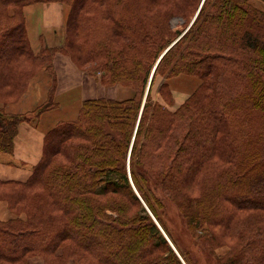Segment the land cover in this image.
Returning a JSON list of instances; mask_svg holds the SVG:
<instances>
[{"label":"trees","instance_id":"trees-1","mask_svg":"<svg viewBox=\"0 0 264 264\" xmlns=\"http://www.w3.org/2000/svg\"><path fill=\"white\" fill-rule=\"evenodd\" d=\"M52 1H71L64 42L70 44L71 22L82 39L76 59L110 62L102 83H144L165 51L156 72L197 76L203 86L173 112L147 97L138 120L137 94L86 99L75 120L48 130L30 177L0 185H30L37 177L50 208L39 199L29 218L0 221V262L31 264L40 256L42 264H200L188 254L195 248L190 231L205 223L216 237L221 228L235 237L216 264H264V41L253 31L264 12L247 0H203L169 47L157 9L182 12L199 0H0L4 82L14 81L27 59L54 75L52 58L63 47L32 52L23 15L25 5ZM90 4L102 7L107 22L86 15ZM47 105L31 112L36 117ZM32 113L0 107V151L13 150L18 124ZM57 153L65 160L48 159ZM167 197L176 211L166 221Z\"/></svg>","mask_w":264,"mask_h":264},{"label":"rangeland","instance_id":"rangeland-1","mask_svg":"<svg viewBox=\"0 0 264 264\" xmlns=\"http://www.w3.org/2000/svg\"><path fill=\"white\" fill-rule=\"evenodd\" d=\"M54 2L65 3V2H61V1H54ZM70 3H71V1L65 3L69 10H70ZM202 3H203V0H199V2L197 4L191 5V7H189L186 11L175 12V13L169 12V11L164 10V9H163V11H161V8L157 9L158 12L160 11L159 12L160 14H161V12H163V16L165 18V26L163 28V35L162 36L163 37L165 36V38L167 37V38L171 39V42L167 46L170 47L173 44L175 45L176 40L190 27V25L193 23L196 15H197ZM247 3L252 8H256V9L264 12V1L263 0H247ZM88 8L90 9V12H86V15H90L91 17H93V20L95 21V23H100V22L104 21L105 17L100 12V9L102 7L98 8L96 4H90V7L88 6ZM75 9H76L75 7L72 8L71 14H73L75 12ZM85 10L82 9L79 11V13L85 14ZM153 10H155V9H153ZM14 11L15 10L9 6L6 10V12L8 14H12ZM165 12L167 14H165ZM143 13H145V12H143ZM68 15H69V11L67 13V16ZM72 17H73V15H72ZM66 21H67V19H66ZM106 22H107V20H106ZM66 24H67V22L65 23V29H66ZM68 25H70V31L68 33L71 36L70 37V44L68 43V45L66 46V43L64 42L65 45L63 43L60 46V47H63L61 49L63 52H60V53L66 55L68 58H70L72 63L75 65L74 66L75 72H76V69L77 70L79 69V70L77 71V74H76L74 71L68 72L67 66H64V67L61 66L62 78L66 82H67V80L70 81L71 79H73V81H71V82H74V80H75L74 77L79 78V74L83 73V75H85V76H87V75L95 76V78L98 80V82L103 86H116V85H122V86L127 85L128 86V85H132V87H134L136 89V91H134L133 88L131 86H129L133 90V94L131 95V97H133L134 95L137 94L136 99L141 101V106L139 109V114H138L137 120L139 119V115L142 111L143 104L147 101V97L150 99V102L152 103V105H154L156 103L157 105L164 107L167 111L173 112V111L177 110L183 104V102L186 101V99L189 96H192V94L196 91V89L199 87L200 84H201V86H203L202 85L203 79L202 78L200 79L199 77L194 76V77H197V79L199 81V85L193 91L192 90L188 91L185 95H183L182 97L179 98L176 96V91H177V87H175L176 85L174 84L173 85L174 88H172L171 83H173V81H175L173 79H175L177 76L188 75V74H177L176 76H167V72L163 73L162 71H157V72L155 70L153 71V67L156 63L152 65V68L149 72L147 81H145L144 83H143V81H140L137 83H135V82H130L129 84L126 83V85L122 84V83H115L112 85L104 84V83H102L103 77L108 78L109 75L111 74V72L109 71L111 69L110 62L105 64V62H104L105 60L103 58L94 59L93 61L90 60L88 62H86V60H89V59H85L82 61L76 59V57L78 56V52H77L78 43H80L82 41V39L78 35H77V37L75 36L76 35L75 26L73 27V24L71 22H70V24L68 22ZM178 31L181 32L179 35H177ZM253 31L255 33H258L263 38V41H264V23L259 25L258 28H256V26H255V30H253ZM65 34H66V31H65ZM32 52H34V51L32 50ZM162 52L163 51H161V53ZM71 57H73L74 59H72ZM22 64L24 65V67L20 66V68L18 70L19 76L16 77L14 79V81L10 80V83L4 82L1 79L3 74H2V72H0V107H2L6 111L11 105H13L15 103H22V104L23 103L24 104H29V103L34 104L35 103L36 104V106H34L30 110L14 113V114H20V113L22 114V113H32L31 112L32 110H36L38 107L47 103L48 104L47 107L41 113H39V115H41L43 112H45L47 110L57 109L59 107V103L56 102V104L53 106L49 105V103H51V102H49V100L55 101L54 98L56 95L57 75L54 74L52 76L51 74L46 73L44 78H43L42 73L37 75L39 72L42 71L41 70L42 68L39 70V68L37 69V67H35L34 64L32 65L31 59L24 60ZM68 73H69V75H68ZM91 73H93L94 75ZM27 75L28 76L31 75V76L28 77ZM68 77H71V79H68ZM33 78L35 79V83L31 82V80H33ZM48 78L50 79V83L47 86V83L49 82ZM25 82H26V84H25ZM105 82H107V81H105ZM201 86L199 89H201ZM93 89H95V88H93ZM94 92H96V89L94 90ZM98 92H100V91H98ZM174 92H175V94H174ZM34 96H35V98H34ZM96 98H109L112 100L128 99V98H120V99L119 98H110V97H103V96H99ZM86 99H88V98H86ZM86 99H84V100H86ZM89 99H91V98H89ZM84 100H82V103ZM175 100H176V102H175ZM82 103H81V105H82ZM80 109H81V107L79 108L78 112H76L77 114L72 119L64 118L66 120H58L55 124L62 122V121L75 120L79 115ZM7 113H11V112H7ZM67 113H68V111H67ZM34 115H35L34 113L31 114L32 119L35 118ZM69 115H71V114H69ZM38 116H36V118ZM136 127H137V122L135 124L133 133L135 132ZM51 128H49V130ZM143 137H144V135L142 133V135L140 137V143H141ZM133 139H134V134L132 135V137L130 139L129 148H128V152H127V158L130 155V149H131V146L133 143ZM49 147H50V144H49V146L46 147V150H48V153H50ZM48 159H50V161H54V160L56 161V160H60V159L65 160V157L62 154L57 153L54 157L51 156V158L48 155ZM127 163H128V161H127ZM148 165L151 169L154 168L153 164L148 163ZM40 181L41 180H39V178L36 177L33 179V182L30 185H10V184L0 185V202L5 204L8 211L12 215H14V217H18V219H23V220L29 218V215L33 211V207L36 204V201H38L39 199H42L43 204H45L46 208L49 209L50 208L49 207L50 198H48V194L44 190V187L41 186ZM192 190H194V189H191V190L189 189V192L191 193ZM194 191H192V194L195 193ZM196 192H197V190H196ZM105 197H107V196L106 195L100 196V198H102V199H104ZM113 197H114V199H117V197L120 198V196H117V197L113 196ZM175 205H176V201L174 199L169 198V197H167L165 199L164 211H165V215H166V221L169 217V214L176 211ZM131 209H133V207ZM45 211H46V209H45ZM245 212L249 213L250 210L245 211ZM250 214H251V212H250ZM235 215H237L235 218L241 219L243 217V215H246V214H244V212H241L240 216H238V213H235ZM14 217H12V218H14ZM190 236H191L190 239L193 241V244L195 243V248H191L190 252L188 254L195 259L198 258L199 260L198 259L197 260L199 261L200 264H216L217 261L222 260L223 257L227 256L229 254V252H232V250H233L232 247L234 245L233 242L235 240V237L229 231H226V230L223 231L222 228L218 230V235L216 237L215 234L213 233L212 228L209 225H205V223H204L201 226H198L197 228H194V229L191 228ZM202 244L205 246V248H207V250L209 252L205 251L202 248L203 247ZM30 262H31V264H42L43 260L40 256H35V257H32L30 259ZM0 264H5V262H0ZM66 264H75V263L72 259H69L66 262Z\"/></svg>","mask_w":264,"mask_h":264},{"label":"crops","instance_id":"crops-1","mask_svg":"<svg viewBox=\"0 0 264 264\" xmlns=\"http://www.w3.org/2000/svg\"><path fill=\"white\" fill-rule=\"evenodd\" d=\"M68 11L69 9L65 3L54 1L35 2L23 7L26 35L30 47L35 53L40 51L43 47H60L64 43L65 23ZM61 66H67L68 72H75V65L70 58L60 52H56L52 58V70L54 74L57 75L56 95L54 100L59 103V107L57 109L47 110L37 118L35 117L30 121H23L18 124L13 150L11 152L0 151V180L26 181L30 177L33 167L41 159L46 132L58 120L72 119L81 107L82 100L99 96L119 99L130 98L133 94V90L129 86H103L98 82L95 76H85L83 73H80L81 75L79 74V78L74 77V82H71L73 81L71 77H68V79L71 80H67L66 82L62 78ZM41 70L42 71L37 75L42 73L43 78L46 73L51 74L44 67ZM78 70L76 69V74ZM34 78L31 80L33 83H35ZM173 80L175 81H173L171 85L172 88H174V84L176 85V96L179 98L188 91H193L199 85L197 77L192 75H180ZM49 83L50 79L47 86ZM93 88L96 89V92H94L95 89ZM34 106H36L35 103H15L9 108L7 107L8 109L6 111L17 113L30 110ZM67 111L71 115H69ZM12 217H14V215L8 211L5 204L0 202V221H6Z\"/></svg>","mask_w":264,"mask_h":264},{"label":"water","instance_id":"water-1","mask_svg":"<svg viewBox=\"0 0 264 264\" xmlns=\"http://www.w3.org/2000/svg\"><path fill=\"white\" fill-rule=\"evenodd\" d=\"M164 52H165V51H164ZM164 52H163V53H164ZM163 53L160 55L159 59L161 58V56L163 55ZM159 59L157 60L156 64L154 65V67H153V71L155 70V68H156V65H157V63H158Z\"/></svg>","mask_w":264,"mask_h":264}]
</instances>
